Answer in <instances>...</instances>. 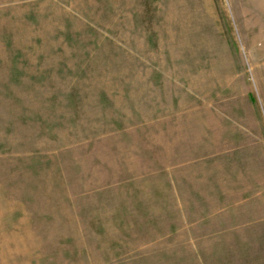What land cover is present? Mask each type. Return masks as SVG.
Wrapping results in <instances>:
<instances>
[{"label":"rangeland","instance_id":"rangeland-1","mask_svg":"<svg viewBox=\"0 0 264 264\" xmlns=\"http://www.w3.org/2000/svg\"><path fill=\"white\" fill-rule=\"evenodd\" d=\"M0 264H264V0H0Z\"/></svg>","mask_w":264,"mask_h":264}]
</instances>
